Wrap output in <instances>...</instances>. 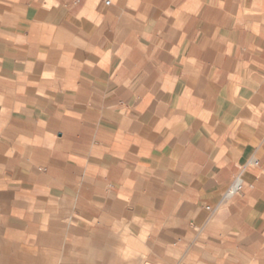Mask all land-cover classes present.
<instances>
[{
    "label": "crops",
    "instance_id": "0c3cea01",
    "mask_svg": "<svg viewBox=\"0 0 264 264\" xmlns=\"http://www.w3.org/2000/svg\"><path fill=\"white\" fill-rule=\"evenodd\" d=\"M104 1L0 0L12 235L107 236L127 220L154 263L264 264V0ZM46 252L5 243L0 264Z\"/></svg>",
    "mask_w": 264,
    "mask_h": 264
},
{
    "label": "rangeland",
    "instance_id": "374dc122",
    "mask_svg": "<svg viewBox=\"0 0 264 264\" xmlns=\"http://www.w3.org/2000/svg\"><path fill=\"white\" fill-rule=\"evenodd\" d=\"M7 207L0 203V249L5 243L15 247L21 255L33 257L44 248L47 252V264H85L80 250L91 251L93 264H158L149 259L147 229L142 224L133 228L132 222L124 220L114 225L109 235H92L88 237H66L53 235L45 237L16 236L14 221L6 211ZM51 221H40V225H52ZM77 225V220L67 219L55 222L56 233L62 229ZM60 230V231H59ZM102 250L100 255L99 251ZM6 256V254H4ZM8 259V258H7ZM9 260V259H8Z\"/></svg>",
    "mask_w": 264,
    "mask_h": 264
},
{
    "label": "built area",
    "instance_id": "2783aa9c",
    "mask_svg": "<svg viewBox=\"0 0 264 264\" xmlns=\"http://www.w3.org/2000/svg\"><path fill=\"white\" fill-rule=\"evenodd\" d=\"M104 3H105V5H109L110 0H105ZM257 163H258V161L253 159L249 162V165H251V166L257 165ZM242 188H243L242 172H239L233 177L230 184L225 188L224 192L222 193V195L220 197L219 204L222 203L223 201L233 197L234 195L238 194L239 192H241ZM205 208L208 211H210L211 214H213L215 211V208H211L210 206H206Z\"/></svg>",
    "mask_w": 264,
    "mask_h": 264
}]
</instances>
